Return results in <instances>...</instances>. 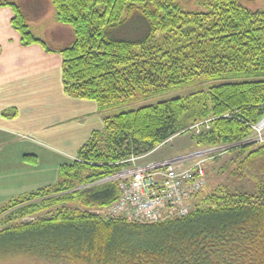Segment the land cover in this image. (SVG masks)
<instances>
[{"label":"trees","instance_id":"16d2710c","mask_svg":"<svg viewBox=\"0 0 264 264\" xmlns=\"http://www.w3.org/2000/svg\"><path fill=\"white\" fill-rule=\"evenodd\" d=\"M50 2L54 22L73 35L59 50L64 93L110 115L74 162L59 168L54 186L0 205V261L264 264V140L248 142L264 117V6L252 11L237 0H194L199 10L190 11L177 0ZM1 7L12 9L23 45H45L20 5L0 0ZM127 28L132 35L112 37ZM202 79L210 82L206 91L122 109ZM207 119L209 129L192 137L194 145L234 146L230 175L252 180L255 192L220 188L198 196L189 215L159 223L98 213L119 196L117 182L99 181Z\"/></svg>","mask_w":264,"mask_h":264},{"label":"crops","instance_id":"0c3cea01","mask_svg":"<svg viewBox=\"0 0 264 264\" xmlns=\"http://www.w3.org/2000/svg\"><path fill=\"white\" fill-rule=\"evenodd\" d=\"M28 2L36 15L37 0ZM16 3L31 27L28 8L20 0ZM12 18L10 7L0 8V205L54 186L59 168L74 162L80 148L92 133L103 129L104 118L110 115L94 101L64 93L59 50L69 44L65 38L72 39L69 27L56 24L53 18L41 23L39 35L31 27L45 45H23ZM178 159L158 158L144 166Z\"/></svg>","mask_w":264,"mask_h":264},{"label":"rangeland","instance_id":"374dc122","mask_svg":"<svg viewBox=\"0 0 264 264\" xmlns=\"http://www.w3.org/2000/svg\"><path fill=\"white\" fill-rule=\"evenodd\" d=\"M16 2V0H13ZM181 3V5L190 11L199 10V8L194 4V0H177ZM239 4H241L246 9L255 11L261 10L264 6V0H237ZM20 3L24 8H28L27 17L30 19L31 27L37 35L40 32L41 23H47L48 21H52L54 18V9L50 0H37L38 4V13L36 15L30 10L31 4L28 0H20ZM32 12V13H31ZM127 28L124 33L118 34L116 31L112 32V37H124L130 36L132 33ZM132 29V28H131ZM70 32L71 29H69ZM133 31V30H132ZM126 33V34H125ZM128 33V34H127ZM72 34V33H71ZM73 39V35H71ZM135 37H130L128 39H134ZM70 42L69 39L65 38V43ZM48 45H50L47 42ZM210 82H206L205 80H201L198 83H195L191 86L176 89L173 91H169L163 95L156 97H149L144 99H138L132 104H127L122 107L125 110L137 109L146 105H153L160 101L169 100L176 97H185L192 93H195L199 90L206 91ZM113 112V111H111ZM114 113V112H113ZM194 126L188 128L187 132L182 130L180 133L171 138L165 145H161L154 152H152L149 157L148 154L131 157L127 162L129 166L121 170L120 172L102 179L99 181V184L115 182L113 181L114 177L128 175L138 166H144L147 162L151 160H156L158 158H179L183 164H187V162H191L193 160L202 159L204 161V166L206 170V184L195 199L199 196H204L208 194L214 193L215 190L226 187L231 191H239L245 192L248 194H252L255 192L253 181L248 179H238L230 175V173L235 170L234 165H232L231 161L234 159L235 155L230 153V149L234 146L221 144L215 147H202L195 146L192 141V137L197 136L202 130L209 129V119L194 122ZM258 125V124H257ZM257 125L253 128L252 136L249 138L248 142H261V138L264 139V128L257 129ZM178 159V160H179ZM189 165V164H188ZM119 181V180H117ZM193 199V200H195ZM31 220V218L22 219L20 222H26ZM10 224L17 223V219L10 221ZM9 224V223H4ZM5 228L4 225L0 227V230ZM0 264H46L42 261H37L34 259H30L28 257H14L7 258L0 261Z\"/></svg>","mask_w":264,"mask_h":264},{"label":"built area","instance_id":"2783aa9c","mask_svg":"<svg viewBox=\"0 0 264 264\" xmlns=\"http://www.w3.org/2000/svg\"><path fill=\"white\" fill-rule=\"evenodd\" d=\"M259 126L257 129L264 128ZM182 161L138 166L128 175L114 177L119 196L98 213L135 223H159L189 215L193 199L206 184V170L202 159L189 165Z\"/></svg>","mask_w":264,"mask_h":264},{"label":"water","instance_id":"95a60500","mask_svg":"<svg viewBox=\"0 0 264 264\" xmlns=\"http://www.w3.org/2000/svg\"><path fill=\"white\" fill-rule=\"evenodd\" d=\"M264 122V117L262 118V120L259 122L258 126L261 125Z\"/></svg>","mask_w":264,"mask_h":264},{"label":"bare ground","instance_id":"6f19581e","mask_svg":"<svg viewBox=\"0 0 264 264\" xmlns=\"http://www.w3.org/2000/svg\"><path fill=\"white\" fill-rule=\"evenodd\" d=\"M264 125V122L259 126V127H262ZM170 162V161H169ZM164 163H167V162H164ZM164 163H161V164H164Z\"/></svg>","mask_w":264,"mask_h":264}]
</instances>
